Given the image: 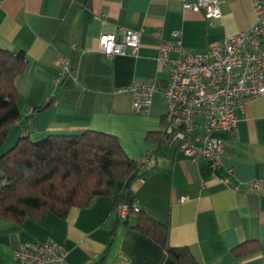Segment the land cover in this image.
I'll return each instance as SVG.
<instances>
[{
    "label": "crops",
    "instance_id": "crops-1",
    "mask_svg": "<svg viewBox=\"0 0 264 264\" xmlns=\"http://www.w3.org/2000/svg\"><path fill=\"white\" fill-rule=\"evenodd\" d=\"M221 10L209 23L203 12L185 9L183 0H0V47L26 55L16 79L23 118L7 145L24 135L40 140L89 128L112 133L129 157L150 153L120 198L168 224L170 246L188 247L200 264H264V94L244 102L235 128L213 132L225 147L222 167L213 171L206 160L195 162L176 143L161 141L168 114L161 92L148 114L132 111V91L117 92L149 77H157L163 90L167 73L155 32L172 39L179 30L187 48L203 52L256 20L252 0H222ZM119 26L142 30L140 46L137 54L109 59L99 37ZM59 56L68 59L70 74H63ZM48 99V107L34 110ZM251 183L261 187L251 189ZM114 200L102 195L90 207L73 206L66 217L51 210L22 222L0 217V264H19L14 251L23 242L48 239L64 246L69 264H179L161 243L130 226L135 214L128 223L119 221ZM250 240L259 245L255 251L233 253Z\"/></svg>",
    "mask_w": 264,
    "mask_h": 264
},
{
    "label": "built area",
    "instance_id": "built-area-1",
    "mask_svg": "<svg viewBox=\"0 0 264 264\" xmlns=\"http://www.w3.org/2000/svg\"><path fill=\"white\" fill-rule=\"evenodd\" d=\"M221 2L183 0V6L203 12L212 23L222 16ZM252 4L256 20L248 30L211 42L203 52L187 48L179 30L172 32V39L155 32L161 37L158 59L167 73L163 90L157 77L117 88V92L132 91V111L137 114L150 113L154 95L161 92L168 104L163 138L176 143L195 162L206 160L213 171L222 167L225 149L224 142L213 132L235 128L244 102L264 94V0H252ZM141 32L126 26L104 32L99 37V49L109 59L119 54H137ZM58 63L63 74L72 72L66 57L59 56ZM149 158L148 152L138 161L144 165ZM228 171L232 173L231 169ZM260 187L259 183L250 185L251 189ZM140 208L137 202H120L115 211L118 220L125 221ZM67 253L62 244L52 239L27 240L14 251V256L19 264H69Z\"/></svg>",
    "mask_w": 264,
    "mask_h": 264
},
{
    "label": "trees",
    "instance_id": "trees-1",
    "mask_svg": "<svg viewBox=\"0 0 264 264\" xmlns=\"http://www.w3.org/2000/svg\"><path fill=\"white\" fill-rule=\"evenodd\" d=\"M25 66L23 50L0 47V217L22 222L39 217L45 210L66 217L73 206L90 207L102 195H115V209L121 202L119 191L124 183L143 173L139 161L127 155L116 135L89 128L49 133L40 140L19 136L7 145L23 118L17 105L16 79ZM51 103L48 99L34 110ZM161 134L163 141V131ZM131 214L136 220L130 226L161 243L179 264H200L188 247L169 245L168 224L153 219L143 207ZM258 246L256 240H250L232 251L243 256Z\"/></svg>",
    "mask_w": 264,
    "mask_h": 264
}]
</instances>
